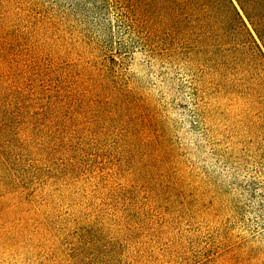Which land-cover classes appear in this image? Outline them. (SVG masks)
<instances>
[{
    "label": "rangeland",
    "instance_id": "1",
    "mask_svg": "<svg viewBox=\"0 0 264 264\" xmlns=\"http://www.w3.org/2000/svg\"><path fill=\"white\" fill-rule=\"evenodd\" d=\"M56 3L0 0L9 10L1 36L39 57L29 90L59 109L52 127L0 135V264H264L255 87L141 52L92 59ZM111 82L148 105L153 153L129 139L130 116L86 92ZM39 104L26 112L42 113Z\"/></svg>",
    "mask_w": 264,
    "mask_h": 264
},
{
    "label": "trees",
    "instance_id": "2",
    "mask_svg": "<svg viewBox=\"0 0 264 264\" xmlns=\"http://www.w3.org/2000/svg\"><path fill=\"white\" fill-rule=\"evenodd\" d=\"M61 2L63 4H56L65 8V16L81 30L83 53L92 59L102 58L115 64L114 53L141 52L154 63L180 62L196 73L209 71L229 75L238 86L252 84L264 101V0ZM8 13L9 10L0 4V17ZM7 29L5 20L1 19L0 36ZM11 41L0 37V135L9 128L11 131L17 128L18 132L22 129L37 131L39 126L45 125L52 127L55 121L51 119L58 107L53 106L49 111V104L40 107L42 100L37 90H29L32 83L26 82L29 80L26 73L36 71L34 65L39 57L26 59L22 52H17V41ZM32 74L38 75V72ZM76 75L77 82L84 76L82 72ZM110 84L106 88L95 87L86 92L95 101L104 97L106 103H113L120 116H130V120H125L129 133L134 134H129V139L137 138L147 153H153L157 140L152 137L148 126L152 121L148 105L131 91L122 90L112 82ZM36 104L42 113L26 112ZM56 129L57 134L61 133L58 127ZM55 139L59 137L56 135ZM3 155L0 153V186L1 166L7 164ZM1 191H5L3 186ZM217 260L214 258L213 262Z\"/></svg>",
    "mask_w": 264,
    "mask_h": 264
}]
</instances>
